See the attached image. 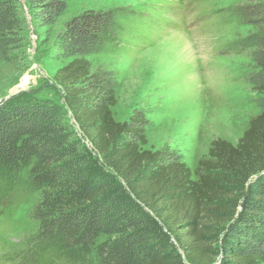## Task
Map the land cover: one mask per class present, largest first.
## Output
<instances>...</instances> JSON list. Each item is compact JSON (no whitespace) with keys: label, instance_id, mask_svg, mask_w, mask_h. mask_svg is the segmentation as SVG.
<instances>
[{"label":"trees","instance_id":"1","mask_svg":"<svg viewBox=\"0 0 264 264\" xmlns=\"http://www.w3.org/2000/svg\"><path fill=\"white\" fill-rule=\"evenodd\" d=\"M67 1L28 0L37 26L54 25ZM235 12L253 30L245 80L259 93V112L235 144L212 139L192 171L177 147L143 148L151 126L144 109L113 118L117 71L94 66L92 57L116 33L114 10H83L56 33L61 103L21 94L0 105V196L28 166L40 190L32 218L57 256L79 263L94 254L99 264L264 262V0ZM26 40L18 0H0V61H23ZM119 181L156 218L161 241Z\"/></svg>","mask_w":264,"mask_h":264},{"label":"rangeland","instance_id":"2","mask_svg":"<svg viewBox=\"0 0 264 264\" xmlns=\"http://www.w3.org/2000/svg\"><path fill=\"white\" fill-rule=\"evenodd\" d=\"M247 1L68 0L54 25L39 27L28 0H18L27 38L25 58L16 65L0 61V105L21 94L61 103V89L53 80L62 63L52 58L56 33L83 10H114L116 33L106 50L92 57L94 66L105 64L117 71L113 118L123 121L135 108L144 109L151 126L143 148L177 147L192 171L212 139L235 144L259 112L254 103L259 93L245 80L253 67L249 56L253 30L235 12ZM24 75L27 80L21 84ZM65 118L80 138L70 114ZM120 184L161 241L156 218ZM39 199L29 167L21 168L12 189L0 196V264H99L94 254L75 263L44 244L32 218Z\"/></svg>","mask_w":264,"mask_h":264},{"label":"built area","instance_id":"3","mask_svg":"<svg viewBox=\"0 0 264 264\" xmlns=\"http://www.w3.org/2000/svg\"><path fill=\"white\" fill-rule=\"evenodd\" d=\"M26 80H27V76L24 75L23 78H22L21 84H22L23 82H26Z\"/></svg>","mask_w":264,"mask_h":264}]
</instances>
